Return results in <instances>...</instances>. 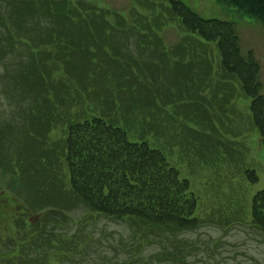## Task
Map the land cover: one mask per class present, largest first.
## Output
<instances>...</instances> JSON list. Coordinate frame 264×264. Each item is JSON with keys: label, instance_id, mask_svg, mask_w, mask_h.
Listing matches in <instances>:
<instances>
[{"label": "trees", "instance_id": "obj_1", "mask_svg": "<svg viewBox=\"0 0 264 264\" xmlns=\"http://www.w3.org/2000/svg\"><path fill=\"white\" fill-rule=\"evenodd\" d=\"M215 1L264 26V0ZM132 4V19L91 0H16L12 8L0 6V100L9 98L11 106L22 107L23 117L16 121L24 127L16 130L13 143L4 144L0 130V148L12 149L9 159L0 152V168L16 165L12 170L21 194L50 207L44 215L62 217L53 226L66 219L78 225L70 234L51 227L50 232L47 227L38 230L36 245L44 252L35 262L45 263L53 242L65 254L59 264L69 260L66 253L85 260L90 250L95 253V245L93 235L83 229L100 217L140 228L133 229L140 233V246L160 243L167 253L165 242L184 249L181 231L217 223L211 215L197 217L199 200L188 179L180 178L160 149L149 145L148 134L189 155L191 168L194 161L211 167L223 161L234 167L229 157L236 146L213 118L225 127L223 121L242 91L251 99V117L264 144L260 65L250 52L241 55L234 23L203 18L181 0ZM174 24L182 36L166 46L160 32ZM168 107L173 113L166 120ZM214 107L219 112L213 113ZM56 126L62 127L63 137L48 141ZM254 173L246 168L245 179ZM77 204L88 207L87 213L73 219L65 209ZM248 219L233 213L223 219V226L250 222L264 234V190L251 197ZM134 240L120 247L127 256L117 264L146 259ZM20 248L18 255L24 258L21 250L28 251ZM178 248L180 260H173L194 264ZM167 253L147 257L160 262ZM12 259L10 264H32Z\"/></svg>", "mask_w": 264, "mask_h": 264}, {"label": "rangeland", "instance_id": "obj_2", "mask_svg": "<svg viewBox=\"0 0 264 264\" xmlns=\"http://www.w3.org/2000/svg\"><path fill=\"white\" fill-rule=\"evenodd\" d=\"M15 1L0 0V6L12 8ZM91 1L98 6L109 7L124 17L132 19L129 15V8H132L133 0ZM148 1L160 2L161 0ZM181 1L203 18H216L234 23L241 55L245 57L250 52L260 65L259 94L264 97V26L238 9L224 6L215 0ZM181 33L177 25L174 24L165 27L160 35L166 46H174L180 40ZM203 93L205 94V92ZM9 102V98L0 100V130L5 138L4 144L16 141L15 136H18L16 130L24 128L19 126V122L16 121L19 117H23L22 114L19 116L22 107L17 103L11 106ZM250 103L251 99L241 91L238 93V97L233 100L231 108L233 111L230 112V117L223 121L226 124L225 127H221L216 117L213 118L215 126L220 131L228 130L229 136L226 139L236 146L231 155L233 157H229L234 167L227 162L223 163V161H216L213 167L199 165L194 161V168H191L192 163L189 155H182L177 147L171 148L165 145L164 138L156 140L153 134L146 136L151 147L160 149L167 165L178 170L180 178L188 179L189 190L194 192L199 200L196 209L197 217L211 215V218L216 219L217 223L201 224L191 230L181 231L180 234L185 243L181 242L180 245L184 249L165 242L164 245L169 251L167 253L163 244L160 245V243L145 241V244L140 246V233L136 232L135 235L133 232V229L139 231L140 228L132 229L125 221L100 217L94 222H89L83 229L85 233L93 235L95 253L90 250L85 260L82 259L83 257H73L77 256L75 253H66L70 255H68L69 260H65V264H92L95 261L100 264H117L127 256L126 251H122L120 247L130 244L127 242H131L133 238L136 242L135 245L140 246L143 256H146V259L144 258L140 264H179L174 261L180 260L175 248L181 251L186 250L185 259L194 261V264H264V234L260 230L254 228L250 222H246L244 225L223 226V219L233 213H240L242 220H247L250 216L251 197L257 191L264 190V144L254 126ZM166 111L169 113L166 119L168 120L173 112L169 107ZM212 112H219L218 108L214 107ZM49 132V135L46 136L48 141H56L63 137L60 126H56ZM46 138L45 140L41 138L43 143ZM130 138L137 139L133 135ZM6 150L4 146L0 148V152L4 151L6 159H9L12 156V149L9 152ZM246 168L255 171L252 175L255 177H251V181L245 179ZM12 169H16V165ZM12 169L9 167L8 169L0 168V264H10L12 258L15 262L22 263L27 259L32 264H43L44 259L39 261L40 263L35 262L39 258L38 254L42 255L44 252L42 247L36 245L40 243L41 239L38 230L47 227L49 232L52 228L70 234L78 230V225L71 219H66L61 220L59 226H53V223L62 217L54 213L44 215L45 210L50 207L35 204L27 196L21 194V184L17 172ZM63 169L64 172L68 170L64 162ZM63 180L65 184L69 185L67 177ZM87 209L88 207L77 204L75 207L72 206L65 210L69 216L75 219L87 213ZM211 218L209 219L211 220ZM187 239L190 242H187ZM34 240L35 242H33ZM19 244H21L20 247H24L28 251L25 254L21 250L24 258L18 255ZM49 245L51 248L49 247L46 252L48 257L46 258L45 255L44 264H59L65 254L59 249L58 244L53 242ZM113 248H117V250ZM158 251L167 253L163 261L158 262L154 257L148 258Z\"/></svg>", "mask_w": 264, "mask_h": 264}]
</instances>
